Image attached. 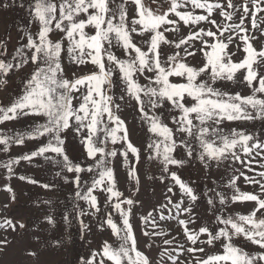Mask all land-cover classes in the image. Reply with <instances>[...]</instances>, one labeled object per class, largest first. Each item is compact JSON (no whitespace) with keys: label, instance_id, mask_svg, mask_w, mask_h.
<instances>
[{"label":"snow or ice","instance_id":"6c2138e0","mask_svg":"<svg viewBox=\"0 0 264 264\" xmlns=\"http://www.w3.org/2000/svg\"><path fill=\"white\" fill-rule=\"evenodd\" d=\"M150 2L158 4L159 0ZM189 3L193 9H202L207 15L178 11ZM129 4L135 7V15L131 19L128 17ZM20 6L23 7L22 4ZM3 7L6 9L9 5L5 3ZM227 7L235 6L228 0ZM214 9H220L225 19H232L222 4H210L207 0H171L168 12L164 14H155L146 0H34L30 7L33 17L30 23H38V32L35 36L26 33L27 43L17 49L12 60L0 59V84L7 83L3 78L13 69L19 70L29 62L35 66L25 83L23 94L10 106H0V124L23 117H43L45 121L35 124L26 135L9 136L0 130V145L4 146L0 150L8 151L12 144L22 145L25 139L47 137V143L36 151L3 165L8 178L14 175L13 165L19 164L20 159L31 161L43 157L46 161L60 165L61 171L75 174L71 181L76 188L75 198L88 205L87 209L78 210L77 215L93 216L98 230L110 229L119 241L118 247L105 241L99 252L93 251L87 260L81 258V264H105V261L112 264H125V261L126 264H151L149 258L137 248L132 224L133 209L137 202L131 196L124 198L117 189L111 167V158L119 153L124 166L128 168L130 180L139 183L136 164L141 154L129 139L127 126L118 114L125 102L131 106L132 101L136 103L140 119L148 125V131L159 138L150 140L147 148L150 150L149 161L158 160L162 175L149 178H158L161 183L166 179L171 180L173 186L168 187L167 191L172 196L176 195L173 189L178 186L179 201H173L172 196H169L167 204L161 207L160 218L177 219L191 246L184 248V245H179L181 251L178 255L168 257L171 264H177L179 255H183L184 251L193 255L203 253L204 247H197L198 244L213 247L217 243L223 250L222 254L196 258V264H264V199L257 194L241 192L236 184L239 177L232 176L224 185L233 191L230 200L219 191L211 197L207 192L204 193L208 210L214 216L213 227L203 225L193 230L189 225L197 223L193 213L194 208L198 207L200 196L176 172L170 170V166L182 168L187 163L186 160L175 158L173 153L177 148H183L189 160L196 159L206 169L213 163L219 168L229 160L240 161V155L234 151L237 148L246 157L251 156L253 151L258 156L264 153V141L256 133H246L236 128L226 132L222 127L225 121L264 122V99L257 98L258 93L264 94V75L254 68V65L264 61V49L258 51L253 47L251 40L257 38H249L246 35L248 29L244 26V20L251 14L252 28L258 27L256 15L264 12V0H253L251 9L245 3L243 10L247 15H242L240 23L234 25L239 29V32H235L236 38L243 42L242 49L239 43L236 47L245 53L238 62L232 59L237 52L228 50L234 42L233 35L229 34L225 38L224 31L227 28L221 31L216 21L210 19ZM169 13L178 19H169ZM181 21L190 27L189 34L178 42L168 40L164 33L177 32L179 28L166 26L178 25ZM201 22L216 26L217 31L199 28ZM162 26L165 27L160 31ZM88 28L94 29V34H89L86 31ZM54 29L64 33L61 40L51 39L50 34ZM146 33L148 36L145 39ZM261 34L264 35V32ZM210 39H217V42L210 43ZM63 40H67L66 49ZM197 40L202 45L199 49H195L194 43H191ZM141 43L146 48H142ZM162 44L174 46L176 51L162 59ZM25 48L31 53L30 56L25 54ZM205 48H210V51H205ZM113 49L120 50L121 54L118 55ZM65 51L67 60L76 66L71 79L67 77L62 63V53ZM197 52H203L206 58V63L199 68L186 62L188 57L195 56ZM5 54L6 51H0V56ZM89 65L92 66L91 70H88ZM76 70L84 74L77 75ZM238 72H242L243 82L252 89L251 95L242 96L239 92L233 94L216 87L218 81L235 82ZM113 76H116V80H113ZM138 77H143L146 83L141 85ZM170 77H180L186 82H172ZM254 82L258 86H254ZM114 87L118 92H113ZM74 100L78 105L73 104ZM189 101L194 103L189 104ZM166 105L169 106V113H178L170 116L174 127L162 121V111L158 114V110H163ZM69 129L79 137L87 158L93 161L88 167L74 164L67 155V137L61 134ZM85 129L86 136L83 135ZM180 136L185 138L181 139ZM189 138L198 141L199 151L190 146ZM109 141L112 145L123 144V147L108 148ZM46 153L55 156H46ZM129 153L135 158V163L129 160ZM248 170L251 171V167ZM83 172L93 174L90 184L85 181L84 187L81 186ZM56 175H61V172ZM241 175L246 183L259 184L264 193V183L244 173ZM258 175L264 177V172ZM19 179L26 178L21 176ZM27 182L38 183L31 179ZM65 182H69L67 177ZM40 186L50 189L46 184ZM6 190L12 192L9 186H6ZM96 192L105 195L103 206L94 194ZM244 202L255 204L249 214H226L230 203ZM168 205L172 207L168 208ZM165 208H168V217L164 215ZM173 209L175 217L171 216ZM113 213L119 215V224ZM257 213L261 218H257ZM181 216H187V219H181ZM140 219L148 222L147 216ZM46 220L53 223L51 217H46ZM6 224L15 230L16 226L11 220L6 221ZM80 225L82 234L88 231V225L82 219ZM19 226L25 227L23 223ZM153 234L168 235L144 232L145 236ZM238 239L258 246L262 251L249 253L236 243ZM172 243V240L164 241L165 245Z\"/></svg>","mask_w":264,"mask_h":264},{"label":"rangeland","instance_id":"374dc122","mask_svg":"<svg viewBox=\"0 0 264 264\" xmlns=\"http://www.w3.org/2000/svg\"><path fill=\"white\" fill-rule=\"evenodd\" d=\"M146 2L150 4L155 14H164L168 12L171 0H159L158 4H152L150 0H146ZM201 2H205V0H201ZM231 2L235 7L228 8V0H207V3L210 4H222L225 11L232 15V19L228 20L220 14V9H214L210 19L216 21L221 31L227 28V31H224L225 38L229 34L233 35L234 42L229 45L228 50L237 52V55L233 56L232 59L234 62H238L244 57L245 53L236 47V44L239 43L242 49L243 42L236 38L235 32H239V29L235 28L234 25L240 23L242 15H247V13H244L243 5L246 3L251 9L253 7V0H231ZM5 3L9 5L6 9L3 7ZM21 4L23 7L20 6ZM33 4L34 0H0V47L6 48L5 61L12 60L17 49L27 43L26 33H31L35 36L39 30L38 23H30V21H33L30 13V7ZM237 9L239 10L237 11ZM178 11H191L194 15H207L202 9H193L190 3L185 4ZM134 15L135 7L129 4V19ZM168 18L178 19V17H175L171 13H169ZM256 24L258 27L253 29L251 14L244 20V26L248 29L246 35L249 38L253 36L257 38L252 39L251 43L259 51L264 49V35L261 34L264 32V12L257 13ZM229 25L233 26L228 27ZM164 27L162 26L160 31H163ZM166 27L179 28L177 32L168 31L164 33L168 40L176 42L186 37L191 30L182 21L178 25H167ZM198 27L214 32L217 31L216 26L207 22H201ZM86 31L89 34H94L95 32L92 28H88ZM241 35H245V33H241ZM63 36L64 33L55 29L50 34L53 40H61ZM147 36L148 34L146 33L145 39ZM136 39L139 40L140 38L137 37ZM205 39L209 38L206 37ZM215 42H217V39H210V43ZM191 43H194L195 49L202 47L198 40ZM63 46L66 49L67 40H63ZM141 46L142 48H146V45L143 43H141ZM113 50L118 55L121 54L120 50ZM174 51H176L174 46L162 44V59L173 54ZM205 51H210V48H205ZM24 52L28 56L31 55L26 48ZM186 62L190 66L199 68L206 63V58L203 52H197L195 56L188 57ZM62 63L65 67L67 77L71 79L72 70L76 69V66L67 60L66 51L62 53ZM34 67L29 62L19 70L13 69L3 78L7 83L0 84V106H10L15 99L23 94L25 83L33 72ZM91 68L92 66L89 65L88 70H91ZM254 68L261 75H264V61L254 65ZM76 74L83 75L84 72L76 70ZM113 80H116V76H113ZM138 80L141 85L146 83L143 77H138ZM170 81L186 82V80L180 77H170ZM254 86L258 85H255L254 82ZM216 87L233 94L239 92L242 96L251 95L252 92V89L248 88L246 82H243L242 72L236 74L235 82L218 81ZM113 92H118V89L114 87ZM257 98L264 99V94L258 93ZM191 103L194 102L189 101V104ZM73 104L78 105V102L74 100ZM168 107L166 105L163 110H158V114L162 111V121L168 124L169 127H174L171 124L170 116L177 115L178 113L175 111L169 113L167 111ZM118 114L127 126L129 139L139 149L141 154L139 163L136 164L139 178L138 184L134 180H130L128 168L124 166L123 157L119 153L115 158H111V167L115 173L117 189L123 193L124 198L131 196L137 202L132 216L137 248L149 258L151 264H171L168 257L169 255H178L179 251H181L179 245H184V248L191 245L183 235V229L178 224L177 219L166 218L162 220L160 218L162 205L167 204L168 197L172 196L171 193H168L167 188L173 186V182L166 179L164 183H161L158 178H149L162 175V166L158 160L149 161L148 155L150 150L147 148L150 140L159 138L153 136L148 131V125L140 119V113L135 101H132L131 106H128L127 102H125L122 111ZM44 122L43 117H23L0 124V130L9 136L13 134L26 135L32 131L35 124ZM222 127L226 132L232 128H236L246 133H256L261 141H264V122L260 120L252 122L225 121ZM61 135L62 137H67L65 144L66 153L74 164H80L81 167H88L93 164V161L87 158L84 146L80 143L79 137L71 129ZM83 135H87V129L84 130ZM179 138L183 139L185 137L180 136ZM189 139L190 146L199 151L198 141ZM46 143L47 137H40L34 140L25 139L22 145L12 144L9 146L8 151L0 150V225H4V227H0V241H6V243H0V264H81V258L87 260L91 257L93 251L99 252L105 241L112 244L113 247H118L119 245V241L116 240V237L110 229L98 230L97 221L93 216L86 215L79 217L77 215L78 210L87 209L88 205L84 201H78L75 198L76 188L71 183L75 175L74 173H68L66 170L61 171L60 165L52 161H46L43 157H36L31 161L20 159L19 164L13 165L14 175L8 178L7 169L3 165L7 164L10 160L29 155ZM3 147V145H0V149H3ZM122 147L123 144L112 145L110 141L108 143V148L120 149ZM234 151L240 155V161L229 160L219 168L213 163L207 169L196 159L189 160L183 148H177L176 152L173 153L175 158L186 160L187 163L182 168L170 166V170L176 172L200 196L198 207L194 208L193 213L197 223L190 224V229L196 230L203 225H207L209 228L213 227L214 216L208 210L204 193L207 192L208 196L211 197L215 195V192L219 191L230 200L233 191L224 185L229 182V178L232 176L239 177L236 184L241 192L257 194L261 199H264V193L261 192L259 184L246 183L244 176L241 175V173H244V175L264 183V177L258 175V173L264 172V167L261 166L264 165V153L258 156L256 151H253L251 156L246 157L239 148ZM45 155L55 156L53 153H46ZM129 160L135 163V158L130 153ZM248 161H251V164H248ZM249 167H251V171L248 170ZM57 172H61V175L57 176ZM21 176L26 179H19ZM92 176V173H81V186L84 187L85 181H88L90 184ZM65 177L68 178L69 182H65ZM28 179L35 180L38 183H29L27 182ZM44 184L49 185L50 189L46 190L40 186ZM6 186L11 187V193L6 190ZM173 190L176 192V195L172 196L173 201H179L178 186L174 187ZM94 194L97 195L101 206H103L105 195L100 192ZM13 196L15 197L14 199ZM171 207V205H168V208ZM254 207L255 204L253 202L230 203V206L226 209V214L240 213L247 215ZM168 208L164 209L165 217L170 215ZM149 213H151L150 216ZM113 215L119 224V215L115 213ZM175 215V210L173 209L171 216L175 217ZM65 216H67V220H65ZM143 216L148 217L147 223L140 219ZM46 217H51L53 223H48ZM180 218L187 219V216H181ZM257 218H261L259 213H257ZM81 219L88 225V231H85L83 234L81 233ZM8 220H11L15 224V230H12L6 224ZM21 223L25 225L24 228L19 226ZM144 232L167 233L168 235L153 234L145 236ZM165 240H172L173 243L171 245H165ZM56 242L59 243L57 244ZM236 243L249 253L262 251L258 246H254L242 239H238ZM197 247H204L205 251L203 253L197 252L195 255L184 251L183 255H179L177 264H196V258H207V256L212 254H222L223 251L219 243L213 247H209L206 244H198ZM31 253H34V255ZM162 254L163 259H161ZM99 259L100 257L98 256L97 261ZM105 264H112V262L105 261Z\"/></svg>","mask_w":264,"mask_h":264},{"label":"built area","instance_id":"2783aa9c","mask_svg":"<svg viewBox=\"0 0 264 264\" xmlns=\"http://www.w3.org/2000/svg\"><path fill=\"white\" fill-rule=\"evenodd\" d=\"M0 51H6V48L0 47ZM5 55L4 56H0V59L5 60Z\"/></svg>","mask_w":264,"mask_h":264}]
</instances>
